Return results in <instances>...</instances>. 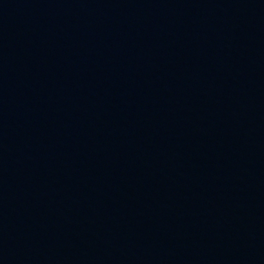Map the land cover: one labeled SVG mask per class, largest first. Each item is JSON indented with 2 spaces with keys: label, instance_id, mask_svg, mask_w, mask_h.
Returning <instances> with one entry per match:
<instances>
[{
  "label": "water",
  "instance_id": "obj_1",
  "mask_svg": "<svg viewBox=\"0 0 264 264\" xmlns=\"http://www.w3.org/2000/svg\"><path fill=\"white\" fill-rule=\"evenodd\" d=\"M0 264H264V0H0Z\"/></svg>",
  "mask_w": 264,
  "mask_h": 264
}]
</instances>
